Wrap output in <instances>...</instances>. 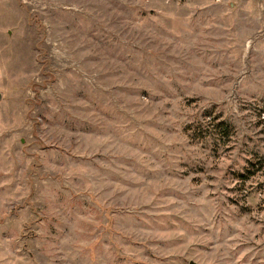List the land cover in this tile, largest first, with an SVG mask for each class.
<instances>
[{
	"label": "rangeland",
	"instance_id": "374dc122",
	"mask_svg": "<svg viewBox=\"0 0 264 264\" xmlns=\"http://www.w3.org/2000/svg\"><path fill=\"white\" fill-rule=\"evenodd\" d=\"M0 264H264V0H0Z\"/></svg>",
	"mask_w": 264,
	"mask_h": 264
}]
</instances>
